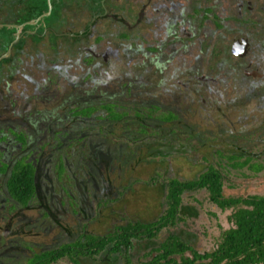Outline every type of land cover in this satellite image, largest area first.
I'll list each match as a JSON object with an SVG mask.
<instances>
[{
  "label": "flooded vegetation",
  "instance_id": "af4514ba",
  "mask_svg": "<svg viewBox=\"0 0 264 264\" xmlns=\"http://www.w3.org/2000/svg\"><path fill=\"white\" fill-rule=\"evenodd\" d=\"M8 14L13 22L0 24L18 27L0 28V264H28L69 244L63 235L14 243L23 228L48 236L56 197L68 194L77 217L91 219L63 176L93 172L87 159L126 152L120 142L177 140L194 125L180 113L183 99L192 110L196 94L237 107L245 96L264 109V38L255 37L264 0H0L1 20ZM232 157L209 167L226 179ZM19 164L34 173L26 204L7 186ZM32 204L42 211L38 224L16 226L20 206ZM9 233L16 239L8 244ZM146 241L113 253L134 261L131 250Z\"/></svg>",
  "mask_w": 264,
  "mask_h": 264
},
{
  "label": "rangeland",
  "instance_id": "374dc122",
  "mask_svg": "<svg viewBox=\"0 0 264 264\" xmlns=\"http://www.w3.org/2000/svg\"><path fill=\"white\" fill-rule=\"evenodd\" d=\"M234 17L232 26L238 28L241 22ZM257 29L253 31L257 33L255 37L264 38V19ZM233 36L228 34V38ZM227 99L214 93L196 94L192 110L185 107L188 103L183 99L180 113L194 125L192 128L181 127L185 133H181L177 140L120 142V146L128 147L126 152L113 157L88 158L93 172L70 173V178L63 176V184L77 201H82V208L93 214L91 219L87 213L77 217L74 211L78 208L72 206L75 203L68 194V198L65 195L56 197L52 203L56 223L53 219L46 228L48 236H43L44 228H23L20 239L14 244L33 241L53 244L59 235H63V243H70L83 233L105 235L128 222H152L167 207L168 179L195 180L210 165H222L230 155H234L236 161L229 160L234 165L226 172L224 194L228 197L264 196V109L245 96L240 100V107L228 103ZM119 149L122 150L123 146ZM183 200L187 220L163 231L158 240L139 243L136 250H131L134 261H148L150 258L146 259L144 254L150 253L175 231L200 252L216 247L222 229L231 225L229 216L232 210L219 209L206 190L187 192ZM38 209V204L26 208L20 206V217L14 224L18 227L25 223L38 224L42 213ZM5 210L0 209V233L5 227L2 220ZM14 239L9 233L4 241L9 244ZM34 249L38 251L37 246ZM79 263L123 264V258L109 248L94 259L80 257ZM58 264L75 263L66 258Z\"/></svg>",
  "mask_w": 264,
  "mask_h": 264
},
{
  "label": "trees",
  "instance_id": "16d2710c",
  "mask_svg": "<svg viewBox=\"0 0 264 264\" xmlns=\"http://www.w3.org/2000/svg\"><path fill=\"white\" fill-rule=\"evenodd\" d=\"M8 3L3 2L4 5ZM22 15L24 18L29 16L26 12ZM4 18L1 20L0 16V23L13 22L10 14ZM232 160L236 161V158L232 157ZM7 186L15 200L22 204L29 202L35 193L34 173L30 165L19 164ZM224 186L225 176L214 166L195 180L168 179L167 207L156 220L146 223L128 222L105 235L84 234L73 243L34 256L28 264H58L66 258L80 264V257L94 259L109 247L112 252L122 249L127 251L135 241L158 240L163 231L175 228L187 220L183 212L185 193L200 190H206L212 203L222 211L232 210L229 216L231 225L222 229L213 250L200 252L174 233L164 238L159 247L145 254V258L150 260L135 262L126 254L124 264H264V196L228 197L224 194Z\"/></svg>",
  "mask_w": 264,
  "mask_h": 264
},
{
  "label": "water",
  "instance_id": "95a60500",
  "mask_svg": "<svg viewBox=\"0 0 264 264\" xmlns=\"http://www.w3.org/2000/svg\"><path fill=\"white\" fill-rule=\"evenodd\" d=\"M50 15V11L45 13L43 15V17H41L39 20H42L44 19L46 16ZM3 27H7L9 29L13 28V27H18V26H15V25H8V24H0V28H3ZM5 57V55H3L2 57H0V61Z\"/></svg>",
  "mask_w": 264,
  "mask_h": 264
}]
</instances>
